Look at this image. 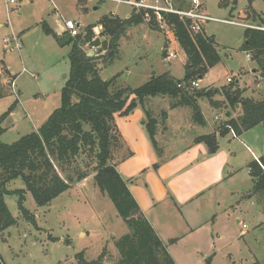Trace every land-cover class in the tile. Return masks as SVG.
Returning a JSON list of instances; mask_svg holds the SVG:
<instances>
[{
    "label": "rangeland",
    "instance_id": "rangeland-1",
    "mask_svg": "<svg viewBox=\"0 0 264 264\" xmlns=\"http://www.w3.org/2000/svg\"><path fill=\"white\" fill-rule=\"evenodd\" d=\"M155 1L143 0V3L155 4L154 6L160 8L178 7L176 0H159V4ZM184 1L185 9H197V13L213 19L201 20L200 25L208 37L214 38L221 57L220 63L200 81L198 89L222 90L233 85L243 93V97L263 100L264 79L260 77V72H255L260 68L251 58L248 59V54L241 48L245 42V29L257 28L264 21V0H254L252 3L248 0H200L199 8L195 7L193 0ZM24 2L23 5L19 2L17 7L14 6L7 13L5 1L0 0V22L4 24L0 28V62H7L9 67H0V91L7 93L0 99V117L15 106L3 123L6 131L0 140L6 144H14L40 129L61 106L62 89L70 75V48L57 52L53 48L57 46H52L56 45L54 40L45 35L41 22L45 20L54 24L55 20H60L61 23L72 20L80 25L82 34L86 27L94 25L95 35L97 31L100 40L105 41L109 40L108 35H101L103 28L97 26L103 16L114 13L120 19H127L133 11H139L125 4L105 0H34V6L28 0ZM254 12L261 17L254 18ZM222 21H233L247 27ZM160 25V32L151 30L146 22L129 27L119 41V52L112 63L98 56L101 78L108 81L119 75L115 86L133 89L144 86L153 76L165 73L171 74L177 80L184 79L186 56L182 50L174 49L173 44L178 42L173 33L163 23L160 22ZM13 33L22 37L27 35L20 42V51H11L14 45L4 43V39L10 38ZM164 43L169 47L168 59L164 56ZM84 49L89 54L93 53L90 45H85ZM170 54L177 55V58L170 59ZM11 68H14V72L8 78L4 70ZM23 69L26 71L23 72ZM229 78L233 80L232 83H228ZM219 93L216 99L221 101L224 97L222 92ZM151 100L155 101L152 109L158 113L156 116L160 122L156 135L159 149L164 140L169 141L168 136L163 141L159 136L165 132L166 125V119L160 110L161 107L167 108L171 101L168 98ZM200 105L210 124L197 127L199 133L190 132L193 136L214 131L219 126L214 121L216 116L227 121L230 118L228 112L235 119L241 115L238 111L240 108L233 109L228 106L213 109L207 100L200 101ZM249 133L250 138L256 139L253 141L256 145L247 139L246 143L257 156H263L264 126L261 125ZM219 140L222 143L225 140L237 143L231 135L220 137ZM186 142L183 141L174 151L183 149ZM128 150L125 139L118 138L112 152V164L118 168ZM251 161V156L239 148L238 176L233 182L235 184H232V188L238 193L231 195L229 190L227 195L226 190L230 186H222V191H226L227 195L222 205L232 207H229L228 216L215 227L212 226L210 233L179 240L174 244L165 241L175 264L264 262V197L261 200L258 195L251 199L247 197L254 188V182L248 173V164ZM7 188L25 189V184L18 178ZM5 202L17 221L14 226L0 233V256L5 264H78L77 254L84 253L88 261H93L105 249L109 254L106 264H112L119 256L115 242L130 232L110 198L96 185L93 176L74 184L69 191L42 207L27 192L25 207L36 216L38 228L27 223L20 215L18 196H6Z\"/></svg>",
    "mask_w": 264,
    "mask_h": 264
},
{
    "label": "trees",
    "instance_id": "trees-1",
    "mask_svg": "<svg viewBox=\"0 0 264 264\" xmlns=\"http://www.w3.org/2000/svg\"><path fill=\"white\" fill-rule=\"evenodd\" d=\"M176 2L178 11L192 10L185 9L184 0ZM112 15L103 16L97 25L103 28L101 35H108L109 40L105 41L96 38L94 25L86 27L82 35L71 37L67 32L59 35L46 22L42 23L45 35L52 37L61 47H70L68 56L71 70L62 89L61 106L37 132L14 144L0 140V233L17 223L6 205V196H18L20 215L27 223L38 228L36 216L25 207L27 192L42 207L69 191L74 184L93 176L96 185L110 198L130 230L115 242L119 256L112 264H175L167 245L144 215L128 183L117 166L112 164L113 148L118 138H124L122 120L141 107L147 117L146 130L150 141L159 152L156 135L160 122L152 109L155 101L151 99H170L172 110L189 108L193 123L201 127H205L207 121L200 101L207 100L213 109L228 106L236 109L239 106L241 115L238 118H232L228 112L230 118L225 123L219 125L213 133L199 136L195 140L197 144H206L210 154H216L220 137L233 131L234 136L239 138L245 132L264 124V99L256 101L245 98L233 85L222 90L198 89L193 86V82H200L220 63L221 57L213 37H208L203 29L202 32L191 29L192 19L151 9L135 10L127 19ZM253 15L254 18L261 17L255 12ZM145 22L151 30L157 32L161 31V22L173 33L187 57L185 78L177 80L165 73L153 76L147 84L136 89L117 88L115 83L119 75L104 81L99 73L98 56L112 63L118 55L119 41L126 30ZM244 40L241 50L258 64L260 70L256 72H260V77L264 79V21L257 28H246ZM85 45L100 49L93 57H89ZM4 72L8 78L12 77L8 69ZM219 92L224 97L221 101L216 99ZM6 95V92L0 91V99ZM14 107L0 117V137L6 131L3 123ZM161 114L165 119L167 112ZM226 125L232 131L225 128ZM132 155L133 152L128 150L122 160ZM248 169L254 188L247 197L251 199L258 195L261 200L264 197V155L258 161L251 162ZM18 178L24 182L25 189L9 190L7 186ZM108 255L105 249L93 261H88L84 253L77 254L76 258L78 264H106ZM0 264H5L1 256Z\"/></svg>",
    "mask_w": 264,
    "mask_h": 264
},
{
    "label": "crops",
    "instance_id": "crops-1",
    "mask_svg": "<svg viewBox=\"0 0 264 264\" xmlns=\"http://www.w3.org/2000/svg\"><path fill=\"white\" fill-rule=\"evenodd\" d=\"M28 1L34 6V0ZM18 3L23 5L25 2L18 0ZM155 3L159 4L160 2L156 0ZM113 15L115 14L113 13ZM43 22H46L59 35L65 32L60 20H55L54 24L45 20L41 23ZM3 27L4 24L0 22V28ZM18 36L23 41L27 35ZM54 43L56 45L52 46H57L53 47L57 52L67 48L59 46L55 40ZM166 45L164 43L163 52L168 59L169 47ZM173 47L177 51L182 50L176 42ZM0 64L9 68L5 61ZM13 72L14 68L9 69V73ZM23 72H25L24 69ZM64 77L66 78V76ZM237 108L240 107L237 106ZM154 111L158 114L156 110ZM163 111L167 112L165 132L160 133L159 136L162 141L168 136L169 141L164 140V144L159 146L160 153L155 150L150 141L146 130L147 117L141 107L122 120L124 139L133 155L126 160H121L118 170L128 183L141 210L160 239L164 243L169 241L174 244L179 240L183 241L193 236H201L206 232L210 233L212 226L215 227L220 220L229 215V207L232 206L222 205V202L225 200V196L229 195V190L231 195L238 193L232 188V184H235L233 182L238 176V149L246 151L252 158L251 162L258 161L262 156H257L245 140H249L255 146L256 143L253 141L256 139L250 138L248 134L264 124L245 132L239 138L230 133L229 135L233 140H237V143H233L231 140L229 142L225 140L222 143L219 140L218 152L210 154L206 144H197L195 140L199 136L208 135L214 131L211 130L208 134L191 135L190 132L193 133V131L199 133L197 127L201 126L193 123L189 108L172 110L169 105L167 108L161 107L160 113ZM205 119L207 125L210 124L206 116ZM210 128H212L211 125ZM183 141H187L185 143L187 145L179 151H174V148L181 145ZM157 165L158 168H155ZM129 182L131 183L129 184ZM223 185L230 186V189L226 190L227 195L226 191H222Z\"/></svg>",
    "mask_w": 264,
    "mask_h": 264
},
{
    "label": "built area",
    "instance_id": "built-area-1",
    "mask_svg": "<svg viewBox=\"0 0 264 264\" xmlns=\"http://www.w3.org/2000/svg\"><path fill=\"white\" fill-rule=\"evenodd\" d=\"M5 3H6V7H7V12L9 13L11 8L16 6L18 4V0H4ZM107 2H113V3H118V4H125V5H128V6H131L135 9H151V10H154V11H164V12H168V13H174V14H178L180 15L181 17H186V18H190L192 19L193 21V26L191 27V29L194 31V32H202V28H201V25H200V21L201 20H207V21H210V20H213V19H210L209 17L207 16H204V15H201L199 13L196 12L197 9H192L188 12H185V11H178L177 9H174V8H160L158 6H153V5H147V4H144L143 1H130V0H105ZM193 4L195 5L196 8H199V4H200V0H193ZM13 5V6H12ZM171 6V5H170ZM222 22H226L228 24H232V25H240V26H244V25H241V24H238L236 22H233V21H222ZM63 26H64V29H65V32H67L71 37H77L79 35H82V32H81V29H80V25H78L75 21H72V20H66L63 22ZM247 27V26H245ZM96 38H99V33H97L96 31ZM21 40H20V37L13 33L12 36L10 38H6L4 39V43L6 45H14V47H11V51L13 50H17V51H20L21 49ZM92 48V51H93V55L95 53H97L99 51V47H96V46H91ZM248 59L251 58L250 55H247ZM169 58L170 59H174V58H177V55H174V54H170L169 55ZM24 71H26L24 69ZM228 83H232L233 80L231 78H229L228 80ZM200 82H193V86L195 88H199L200 86ZM215 121L218 125H222V123H225V121L221 120L220 117H216L215 118ZM225 128H228L231 130V128L226 125ZM232 131V130H231ZM232 134L234 135V132L232 131ZM246 226H244L245 228Z\"/></svg>",
    "mask_w": 264,
    "mask_h": 264
},
{
    "label": "water",
    "instance_id": "water-1",
    "mask_svg": "<svg viewBox=\"0 0 264 264\" xmlns=\"http://www.w3.org/2000/svg\"><path fill=\"white\" fill-rule=\"evenodd\" d=\"M88 56H89V57H93V54H92V53H90V54H88Z\"/></svg>",
    "mask_w": 264,
    "mask_h": 264
}]
</instances>
